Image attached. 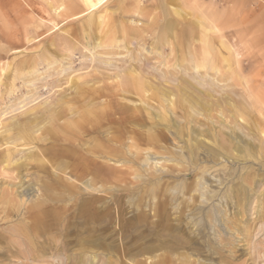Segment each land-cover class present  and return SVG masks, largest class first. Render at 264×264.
<instances>
[{"label":"rangeland","instance_id":"rangeland-1","mask_svg":"<svg viewBox=\"0 0 264 264\" xmlns=\"http://www.w3.org/2000/svg\"><path fill=\"white\" fill-rule=\"evenodd\" d=\"M82 1L0 0L14 29L1 40L19 48L0 59V264H157L164 256L165 264H264V33L258 31L264 24L256 25V33L249 32L255 25L242 15L239 23L217 24L221 17L214 5L219 0H205L202 7H186L184 0H107L96 12ZM131 69L139 77L137 93L127 90ZM165 90L171 93L163 95ZM89 104L93 115L103 112L102 130L108 136L85 132L81 143L90 141L89 146L92 140L97 151L115 147L99 159L111 167L112 175L107 181L95 179L94 191L46 190L57 181L56 172L62 174L55 164L71 155L65 150L74 144H59L43 129L69 136L61 125H70L77 116L70 107ZM56 109L63 116L55 115L51 123ZM134 112L144 123L130 121ZM38 116L45 121L39 130L36 125L32 136L37 138L31 144L4 143L14 125ZM153 122L160 123L170 140L157 146L147 143ZM86 180L75 181L88 189ZM182 182L197 186L187 190ZM200 183L211 199L199 194ZM83 194L94 199L92 213H99L98 207L108 209L81 218ZM175 194L178 199H172ZM159 200L166 204L161 215L156 210ZM198 205L217 219L205 216L203 226ZM37 216L39 228L33 224ZM158 236L169 244L177 237L182 245L169 254L167 247L143 251L156 245ZM255 254L257 263L251 259Z\"/></svg>","mask_w":264,"mask_h":264},{"label":"bare ground","instance_id":"bare-ground-1","mask_svg":"<svg viewBox=\"0 0 264 264\" xmlns=\"http://www.w3.org/2000/svg\"><path fill=\"white\" fill-rule=\"evenodd\" d=\"M105 1H107V0H83L82 2H84L87 6H88V8L90 9L89 11H94L95 10V12H96V9L98 8L99 9V7L100 6H102V4H104V2ZM81 2V3H82ZM106 3H108V1L106 2ZM106 5V4H105ZM108 5V4H107ZM61 6V5H60ZM104 6V5H103ZM101 8V7H100ZM102 9V8H101ZM105 10V9H104ZM183 10V9H182ZM89 11H87V12H89ZM98 12V11H97ZM76 13V12H75ZM78 13V12H77ZM183 13V12H182ZM70 15V14H69ZM74 15V14H73ZM77 16V15H76ZM76 16H74V17H76ZM81 17V16H80ZM105 21V20H104ZM106 22H108V21H106ZM105 22V23H106ZM102 23V22H101ZM96 25V24H95ZM97 25H99V23L97 24ZM120 25V24H119ZM125 25V24H124ZM170 27V26H169ZM134 29H136L135 27H134ZM139 29V28H138ZM97 30V29H96ZM216 30V29H215ZM137 31V30H136ZM176 31V30H175ZM174 31V32H175ZM117 32V31H116ZM124 32V31H123ZM122 32V33H123ZM135 32V31H134ZM177 32V31H176ZM87 33V32H86ZM115 33V32H114ZM113 33V34H114ZM107 34V33H106ZM124 34V33H123ZM136 34V33H135ZM137 34H138V32H137ZM140 34V33H139ZM177 34V33H176ZM91 35V34H90ZM132 35V34H131ZM132 36H134V35H132ZM131 36V37H132ZM113 37V36H112ZM103 38V37H102ZM133 38V37H132ZM135 39V38H134ZM158 39V38H157ZM102 40V39H101ZM106 40V39H105ZM114 40V39H113ZM106 41H108V40H106ZM115 42V41H114ZM112 43V42H111ZM172 44V43H171ZM112 45H113V43H112ZM95 46H96V44H95ZM169 46H170V44H169ZM156 49V48H155ZM152 51V50H151ZM157 51V50H156ZM161 52V51H160ZM172 53H174V52H172ZM171 54V53H170ZM140 56V55H139ZM160 56V55H159ZM143 57V56H142ZM134 58V57H133ZM135 59H137L136 58V56H135ZM133 61H134V59H132ZM137 61H139V59H137ZM123 62V61H122ZM130 62V61H129ZM135 62V61H134ZM144 62V61H143ZM127 63V62H126ZM125 63V64H126ZM139 63V62H138ZM137 63V64H138ZM110 64V63H109ZM128 64V63H127ZM130 64H131V62H130ZM129 64V65H130ZM134 64V63H133ZM116 65V64H115ZM129 65H127V66H129ZM145 65V64H144ZM118 66V65H117ZM138 66H139V64H138ZM153 66V65H152ZM106 67H108V66H106ZM123 67H124V65H123ZM131 67V66H130ZM148 67V66H147ZM109 68H110V66H109ZM108 68V69H109ZM111 68H113V66L111 67ZM115 68H116V66H115ZM133 68V67H132ZM150 68V67H149ZM154 68V67H153ZM116 69H118V67L116 68ZM125 69V68H124ZM128 69H130L129 67H128ZM139 69H141V68H139ZM142 69H143V67H142ZM185 69V68H184ZM188 69H190L189 67H188ZM3 70V69H2ZM95 70V69H94ZM137 71H138V68L136 69ZM157 70V69H156ZM164 70H166V69H164ZM4 71V70H3ZM118 71V70H117ZM124 72V71H123ZM156 72V71H155ZM167 72V71H166ZM169 72H170V70H169ZM116 73V72H115ZM151 73V72H150ZM163 73V72H162ZM173 73V72H172ZM196 73H198V72H196ZM130 79L132 80V85L130 84H126V86H127V90H130V89H132V92H139L138 90L140 89L139 88V84L138 83H140V81H139V77L137 76V73L135 72V70L134 69H131V71H130ZM149 74V73H148ZM156 74V73H155ZM174 74V73H173ZM172 74V75H173ZM194 74V73H193ZM199 74V73H198ZM121 75V74H120ZM125 75V74H124ZM143 74H141V78L143 77L142 76ZM162 74H160V76H161ZM113 76V75H112ZM117 76V75H116ZM166 76V75H165ZM107 77H108V74H107ZM118 77V76H117ZM155 77V76H154ZM159 77V76H158ZM168 77H169V75H168ZM145 78H148V77H145ZM143 79V78H142ZM165 79V78H164ZM168 79V78H167ZM170 79V78H169ZM117 80H119V79H117ZM156 80V79H155ZM158 80V79H157ZM91 81V80H90ZM75 82V81H74ZM161 82H163V81H161ZM76 83V82H75ZM125 83V82H124ZM159 83V82H158ZM157 83V84H158ZM90 84V83H89ZM109 84V83H108ZM142 84V83H141ZM140 84V85H141ZM161 84V83H160ZM146 85V84H145ZM81 86V85H80ZM99 86V85H98ZM102 86V85H101ZM110 86V85H109ZM130 86V87H129ZM74 87V86H73ZM89 87L91 88L92 86H90L89 85ZM123 87V86H122ZM151 87V85H149V88ZM161 87V86H160ZM77 88V87H76ZM109 88V87H108ZM112 88V87H111ZM110 88V89H111ZM159 88V87H158ZM163 88V87H162ZM174 88V87H173ZM78 89V88H77ZM82 89V88H81ZM145 89V88H144ZM144 89H142L143 91H146V90H144ZM135 90V91H134ZM107 91V90H106ZM166 91L167 92H169V93H171V91H169V90H165V93H163V95L164 94H166ZM77 92H79V91H77ZM88 92V91H87ZM117 92V91H116ZM122 92V91H121ZM120 92V93H121ZM72 93V92H71ZM113 93V92H112ZM142 93V92H141ZM69 94V93H68ZM111 94V93H110ZM122 94V93H121ZM128 93H126V95H127ZM132 94V93H131ZM80 95V94H79ZM130 95V94H129ZM141 95V94H140ZM142 95H144V94H142ZM135 96H137V95H135ZM187 96V95H186ZM73 97V96H72ZM90 97V96H89ZM104 97V96H103ZM124 97H125V95H124ZM169 97V96H168ZM65 98V97H64ZM67 98V97H66ZM65 98V99H66ZM127 98V97H126ZM144 97H142V99H143ZM149 98V97H148ZM88 99V98H87ZM128 99V98H127ZM126 99V100H127ZM141 98H140V100H142ZM89 100H90V98H89ZM98 100V99H97ZM147 100V99H146ZM53 101H55V100H53ZM66 101V100H65ZM71 101V100H70ZM122 101V100H121ZM98 102V101H97ZM137 102V101H136ZM166 102V101H165ZM79 103V102H78ZM83 104H84V102H82ZM90 103V102H89ZM93 103V102H92ZM95 103V102H94ZM106 103V102H105ZM145 103V102H144ZM171 103V102H170ZM201 103V102H200ZM73 104V103H72ZM124 104V103H123ZM70 105V104H69ZM103 105V104H102ZM129 105V104H128ZM202 105V104H201ZM96 106H97V104H96ZM95 106V107H96ZM123 106V105H122ZM130 106V105H129ZM159 106V105H158ZM91 107H93V106H90V104L89 105H83V106H81L80 108H78V109H74L73 107H70V109H71V112L72 113H75L77 116L76 117H74L73 119H71V122H70V125H72L73 127H75L74 129L72 128V127H70V125L68 124V123H65V124H63V125H61V126H63L65 129H66V131L68 132V133H70V135L69 136H67V135H64V136H57V134H54V132H53V130H51L52 128L51 127H45L43 130V132H47V131H49V132H51L53 135H55L56 136V139L58 140V141H60L59 142V144L60 143H65V144H74L72 147H70L69 149L68 148H66V150H65V152H69L71 155H66V157H65V155H63L64 156V158H61L55 165V169L57 170V171H61L62 172V174L61 173H59V172H56L57 173V175H56V177L58 178L57 179V181H55V183H53V184H51V185H49V187H47V189L46 190H48V189H54L53 187H61V189H62V191L63 192H60L61 194H63V193H65V194H69V193H71V194H74V191H75V193H77V190H75V187H76V189L78 188V190H88V191H94V190H96L97 189V187H96V180L95 179H99V180H101V181H107L110 177H111V175H112V172H111V167H109V165L105 162V161H103V160H99V159H101V157L102 156H104L105 155V153L106 154H112V151L115 149V147L114 148H111V150H107V149H102V150H100L99 149V151H97L98 150V148H97V146H98V144L95 142V143H92V140H91V143H90V145L89 146H85L88 142H90V141H85V142H83V143H81V137L83 136V134L85 133V132H97L98 134H97V137H99L98 135H103L102 137H104V138H106V136H108V133H107V130H102V128H103V121L101 120L102 119V116L100 115L101 113H103L102 111H101V113H99V111L98 112H95V115H93L94 114V111L92 110V108ZM124 107V106H123ZM122 107V108H123ZM191 107V106H190ZM112 108V107H111ZM161 108V107H160ZM163 108V107H162ZM55 110V109H54ZM119 110H120V112L121 113H123L124 111H125V109H120L119 108ZM149 110V109H148ZM203 110V109H202ZM209 110V109H208ZM114 111V110H113ZM150 111V110H149ZM196 111V110H195ZM144 112H145V110H144ZM138 113V112H137ZM137 113H133V116L132 117H130V121L131 122H133V121H138V122H140V123H144L142 120V118L140 117V116H138V114ZM140 113H142V112H140ZM149 113V112H148ZM53 114H54V116H53ZM53 114L52 115H50V117H49V120H50V122L51 123H53V121L54 120H56V118H54L55 117V115H57V117H60V116H63L62 114H63V112H61V111H59V110H57L56 109V111L54 112L53 111ZM118 114V113H117ZM144 115V114H143ZM164 115V114H163ZM162 115V116H163ZM32 116V115H31ZM104 116V115H103ZM114 116V115H113ZM97 119H96V118ZM101 117V118H100ZM186 117V116H185ZM25 119V118H24ZM32 119V118H31ZM45 119V117L44 116H38L36 119H34L33 121H30V122H26V124H22V125H12L14 128H15V130H13L14 132H13V134L12 135H9V137H7V142H4V143H11L10 145L12 146V143L14 144V143H16V141H23L26 145H27V142L28 143H30L31 144V142H32V140L33 139H36L37 137H35V136H32V133L34 132V130H35V127H36V125H37V127H38V125H40L41 123H44V120ZM93 119H96L95 121H93ZM117 119V118H116ZM149 120H151V119H149ZM184 120V119H183ZM193 120V119H192ZM25 121V120H24ZM23 121V122H24ZM29 121V120H28ZM64 121V120H63ZM189 121H191V119L189 120ZM194 121V120H193ZM90 122H93V124L92 123H90ZM152 122V121H151ZM184 122H185V120H184ZM22 122H20V124H21ZM192 123V122H191ZM15 124V123H14ZM91 124V125H90ZM109 124V123H108ZM9 125V124H8ZM10 125V126H11ZM160 125V123H157V122H153L152 124H151V127H150V129H154L155 128V130H156V128H158L159 130H157V131H155V130H148V132H147V143L149 142V144L150 143H152V144H154L155 146H157V145H160L159 143H161L162 142V140H167V139H169L168 137H167V135L165 134V131H164V129L163 128H159L158 126ZM191 125V124H190ZM200 125V124H199ZM11 126V127H12ZM139 126V125H138ZM171 126V125H170ZM172 126H174V125H172ZM186 126V125H185ZM9 127V126H8ZM41 128V126L40 127H38L37 129L39 130ZM82 129L81 131L80 130H78V129ZM170 128V127H169ZM208 128V127H207ZM110 129V128H109ZM172 130H173V128H171ZM205 129V128H204ZM143 130V129H142ZM145 130V129H144ZM161 130V131H160ZM10 132V131H12V128H7V132ZM56 131V130H55ZM131 131H133V133L134 132H137L138 133V131H136V129H131ZM181 131V130H180ZM210 131V130H209ZM8 132V133H9ZM56 132H58V131H56ZM177 132V131H176ZM233 133V132H232ZM144 134V133H143ZM143 134L141 135V136H143ZM51 135V134H50ZM119 137L121 138V136L123 135V133L122 134H120V132H119ZM233 135H234V133H233ZM238 135V134H237ZM7 136V135H6ZM177 136H179V135H177ZM192 136V135H191ZM232 136V135H231ZM95 138H96V136H94ZM111 137V136H110ZM235 138H236V136H235ZM238 138V137H237ZM110 140H114V141H117V139H115L113 136L111 137V138H109ZM241 139V138H240ZM170 140V139H169ZM233 140V139H232ZM31 141V142H30ZM52 141H54V140H52ZM57 141V142H58ZM62 141V142H61ZM236 141V140H235ZM239 141V140H238ZM110 142V141H109ZM136 142V141H135ZM139 142H140V140H139ZM55 143V142H54ZM134 143V142H133ZM3 144V143H2ZM21 144H22V142H21ZM197 144H198V141H197ZM6 145V144H5ZM5 145H4V147H5ZM16 145V144H15ZM81 145H82V147H84L82 150H80V147H81ZM134 145H135V143H134ZM2 146V145H1ZM203 146H205L204 144H203ZM210 146V145H209ZM231 146V145H230ZM235 146V145H234ZM9 147V146H8ZM7 147V148H8ZM15 147V146H14ZM52 147V146H51ZM122 147V146H121ZM161 148V147H160ZM12 149V148H11ZM14 149V148H13ZM45 149V148H44ZM54 149V148H53ZM194 149L195 148H191V149H189L190 150V152L191 153H195V151H194ZM15 150V149H14ZM243 150V149H242ZM45 151V150H44ZM60 151V150H59ZM58 151V152H59ZM163 151V150H162ZM194 151V152H193ZM198 151V150H197ZM9 152V151H8ZM15 152H16V150H15ZM35 152V151H34ZM57 152V153H58ZM64 152V151H63ZM158 152V151H157ZM171 152V151H170ZM208 152L211 154V155H213L214 154V156L217 154V153H215L214 151H209L208 150ZM233 152V151H232ZM231 152V153H232ZM32 153V152H31ZM160 153V152H159ZM184 153V152H183ZM183 153H180L179 154V157L180 158H183V157H185L184 156V154ZM218 153H220V152H218ZM7 154V153H6ZM14 152L11 150V154L8 156V161H7V159H6V157H5V159H6V161H7V163L10 161H12L11 159H12V157H13V159H14ZM167 154V153H166ZM16 155V154H15ZM28 155H30V154H28ZM116 155V154H115ZM168 155V154H167ZM207 155V154H206ZM4 156V155H3ZM27 156V155H26ZM39 156V155H38ZM43 156V155H42ZM224 156V155H223ZM28 157L29 156H27L26 158L28 159ZM36 157V156H35ZM53 157V156H52ZM216 157V156H215ZM225 157V156H224ZM223 157V158H224ZM26 158H24V159H26ZM173 158H178L177 157V155H173ZM4 159V160H5ZM45 159V158H44ZM43 159V160H44ZM110 159V158H109ZM207 159H208V156H207ZM219 160H220V157L218 158ZM222 159V158H221ZM116 160V159H115ZM142 160V159H141ZM178 160V159H177ZM190 160V159H189ZM192 160V159H191ZM200 160V159H199ZM199 160H198V162H199ZM202 160H203V158H202ZM204 160H205V158H204ZM213 160H215V159H213ZM2 161V160H1ZM23 161V160H22ZM33 161V160H32ZM193 161V160H192ZM206 161H208V160H206ZM210 161V160H209ZM212 161V160H211ZM3 162V161H2ZM5 162V161H4ZM9 162V163H10ZM14 162H16V161H14ZM19 162V161H18ZM24 162V161H23ZM29 162V161H28ZM40 162H42V161H40ZM109 162V161H108ZM186 162V161H185ZM204 162V161H203ZM214 162V161H213ZM13 163V162H12ZM194 163H196V161H195V159H194ZM200 163V162H199ZM202 163V162H201ZM11 164V163H10ZM47 164V163H46ZM51 164V163H50ZM53 164V163H52ZM114 164V163H113ZM23 165H24V163H23ZM42 165H43V163H42ZM195 165V164H194ZM41 166V165H40ZM180 166V165H179ZM182 166V165H181ZM204 166V165H203ZM206 166V165H205ZM21 167H22V163H21ZM178 167V166H177ZM199 167H202V165L200 166L199 165ZM207 167H208V165H207ZM211 167V166H210ZM193 169V168H192ZM201 169V168H200ZM233 169H235V168H233ZM54 170V169H53ZM197 170V169H196ZM206 170H208V169H206ZM114 171L116 172L117 171V169L115 168L114 169ZM120 171V170H119ZM203 171V170H202ZM52 172H54V175H55V171H50V175L52 174L53 175V173ZM48 174V173H47ZM116 174V173H115ZM203 174V173H202ZM197 175V174H196ZM85 177H88V180H86V185H88L90 188H88V189H85V188H83V187H81L80 185H78V184H76V181L75 180H80V179H82V178H85ZM91 177H94V178H91ZM197 178L199 177V176H196ZM230 177H231V175H230ZM206 178V177H205ZM208 179V178H207ZM53 180V179H52ZM195 180H197L196 178H195ZM200 180V179H199ZM83 181V180H82ZM184 181V180H183ZM187 181V180H186ZM201 181V180H200ZM231 181V180H230ZM45 182V181H44ZM190 182V181H189ZM188 182V183H189ZM180 183V182H179ZM183 183V182H182ZM199 183V182H198ZM104 184H106L105 182L102 184V186L104 185ZM184 184V183H183ZM205 184H206V182H205ZM178 185H180V184H178ZM184 185H187V184H184ZM193 185H194V183H193ZM193 185H192V183L191 184H188L187 186V190H191V189H193ZM196 186H197V184H195ZM194 185V186H195ZM233 185V184H232ZM199 186L201 187V191H200V193L199 194H201L202 193V195L203 196H206V198L208 199V198H210L211 199V196H213V195H209L211 192H209V194H208V190L206 189V190H204L203 188L205 187V185H203V184H199ZM55 187V188H56ZM207 187H208V185H207ZM210 187V186H209ZM58 188H56V189H58ZM92 188V189H91ZM174 188V187H173ZM176 188V187H175ZM181 188V187H180ZM180 188H179V191H180ZM182 188H184V187H182ZM197 188V187H196ZM206 188V187H205ZM235 188V187H234ZM238 188V187H237ZM55 189V190H56ZM231 189V188H230ZM236 189V188H235ZM249 189V188H248ZM172 190V189H171ZM187 190L185 191V189H184V191L186 192V193H188L187 192ZM197 190V189H196ZM210 190V189H209ZM162 191V190H161ZM178 190H176L175 192H177ZM182 191H183V189H182ZM181 191V192H182ZM190 192V191H189ZM196 192V191H195ZM199 192V191H198ZM233 192H234V190H233ZM6 193V192H5ZM9 193V192H8ZM159 194H160V192H158ZM193 194H194V192H192ZM235 193H237V191L235 192ZM248 193V192H247ZM246 193V194H247ZM46 194V193H45ZM79 194V193H78ZM158 194V195H159ZM171 194H172V192H171ZM177 194V193H176ZM176 194L174 195V196H172V199H178L177 198V196H176ZM190 194V193H189ZM193 194H191V195H193ZM213 194V193H212ZM161 195H165L164 194V191H162V193H161ZM173 195V194H172ZM185 195V194H184ZM215 195V194H214ZM235 195V194H234ZM11 196H12V194H11ZM53 196V195H52ZM51 196V197H52ZM63 196V195H62ZM61 195H60V198L62 197ZM100 196V195H99ZM179 196H181V195H179ZM198 196V195H197ZM197 196H196V198H197ZM246 196V195H245ZM5 197V196H4ZM95 197V196H94ZM97 197V196H96ZM159 197V196H158ZM239 197H240V194H239ZM7 198V197H6ZM186 198V197H185ZM192 198H194V195L192 196ZM213 198V197H212ZM235 198V197H234ZM238 198V197H237ZM241 198V197H240ZM246 198V197H245ZM248 198V197H247ZM251 198V197H250ZM4 200V199H3ZM79 200H81V207L79 208V214L82 216L81 218H84V219H89V218H92V217H94V215H96V214H104L103 212H105L106 211V209H108V208H106L105 210H102L101 208H99L98 207V211L97 212H99V213H92L91 212V210H92V208H95L93 205H94V199H92L90 196L88 197V196H86L85 194H83V196H81L80 198H79ZM199 200V199H198ZM176 201V200H175ZM178 201V200H177ZM181 201V200H180ZM228 201V200H227ZM241 201V200H240ZM195 202V201H194ZM183 203V202H182ZM181 203V204H182ZM196 203V202H195ZM210 203V202H209ZM212 203V202H211ZM229 203V202H228ZM233 203V202H232ZM241 203V202H240ZM247 204H248V202H246ZM176 204V203H175ZM193 204V202L191 203V201L189 202L188 201V203H187V206H191ZM214 204V203H213ZM164 205H166L165 203H164V201L162 200V201H160L159 200V202H157V215L159 214V215H161L162 213H163V209H164ZM178 205H180V204H178ZM219 205V204H218ZM227 205H229V204H227ZM176 206V205H175ZM174 206V207H175ZM193 206V205H192ZM195 206V205H194ZM199 206V207H198ZM197 206V209H198V211H199V213L203 216V220H204V222L202 223L203 224V226H205V216H207V217H211V219L213 220L214 218H216L217 219V217H216V215L213 213V212H211V210H209L207 213H206V211H205V208L202 206V205H198ZM184 207V206H183ZM220 207V206H219ZM244 207V206H243ZM242 207V208H243ZM167 208V207H166ZM178 208V207H177ZM180 208V207H179ZM178 208V209H179ZM186 207H184V209H185ZM213 208H215V207H213ZM177 209V210H178ZM191 211V210H190ZM192 212V211H191ZM260 212H262V211H260ZM142 213H144V212H142ZM42 214H44V211H43V213ZM93 214V215H92ZM257 214V213H256ZM262 215V214H261ZM264 215V214H263ZM41 216V215H40ZM163 216V215H162ZM180 216V215H179ZM215 216V217H214ZM181 217V216H180ZM222 217V216H221ZM224 217V216H223ZM261 217V216H260ZM260 217H258V218H260ZM264 217V216H263ZM38 218H39V216H37L36 218H35V222L33 223L34 224V226L36 227V228H39L41 225H42V222H41V218L38 220ZM163 218V217H162ZM195 218V217H194ZM224 219V218H223ZM202 220V221H203ZM221 220V219H220ZM260 220V219H259ZM158 221H159V223L158 224H160V222H161V220L160 219H158ZM193 221V220H192ZM86 222V221H85ZM193 223V222H192ZM232 224V223H231ZM44 226V225H43ZM47 226V225H46ZM219 226V225H218ZM264 227V226H263ZM245 228V227H244ZM263 229V228H262ZM241 230V229H240ZM239 230V231H240ZM243 230V229H242ZM250 230V229H249ZM238 232V231H237ZM245 232V231H244ZM250 232V231H249ZM158 233H160V232H158ZM205 233V232H204ZM209 233V232H208ZM220 234V233H219ZM218 234V235H219ZM242 234V233H241ZM222 236V235H221ZM247 236V235H246ZM250 236V235H249ZM219 237V236H218ZM170 238V237H169ZM192 240V239H191ZM226 240V239H225ZM224 240V241H225ZM174 241V242H173ZM194 241V240H193ZM218 241V240H217ZM220 241H222V240H220ZM224 241L222 242L223 244H224ZM172 242H173V244H169L170 242L169 241H167V239H164L163 237H160V236H158V243L156 244V245H150V246H146V248H143V251H145V252H148V250L149 251H154V250H157V249H161V248H164V247H167V249H169V251H167L168 252V254L169 253H171L172 251H174L179 245L181 246L182 245V241H181V239H178L177 237H174V240H172ZM222 243H220L221 245H222ZM226 243V242H225ZM219 244V243H218ZM187 245V244H186ZM228 245V244H227ZM230 246V245H229ZM224 247V246H223ZM226 247H228V246H226ZM257 247V246H256ZM260 247V246H259ZM218 248V247H217ZM219 248H221V247H219ZM192 249V248H191ZM254 249V248H253ZM261 249V248H260ZM43 250V249H42ZM215 250V249H214ZM231 250H233L232 248H231ZM258 250V249H257ZM262 250V249H261ZM220 251V250H219ZM161 252V251H160ZM259 251H257V253H258ZM41 253H42V251H41ZM211 253V252H210ZM217 253V252H216ZM36 254V253H35ZM173 254H174V252H173ZM209 254V253H208ZM207 254V255H208ZM156 255H158V254H156ZM164 255V254H163ZM228 255V254H227ZM184 256V255H183ZM187 256V255H186ZM156 257V256H155ZM185 257V256H184ZM192 257V256H191ZM233 257V256H232ZM159 258V257H158ZM166 258H167V256L165 257L164 256V258L162 259V260H160L157 264H165V262H164V260H166ZM174 258V257H173ZM208 258V257H207ZM216 258V257H215ZM257 258H258V256L255 254V255H252V257H251V259H252V261H253V263H257L258 261H257ZM181 259V258H180ZM193 259V258H192ZM199 259V258H198ZM190 260V259H189ZM184 261H185V259H184ZM191 261H193V260H191ZM202 261H200L199 263H201ZM175 263V262H174ZM187 263V262H186ZM197 263V262H196ZM177 264H178V262H177ZM183 264V263H182ZM257 264H259V263H257Z\"/></svg>","mask_w":264,"mask_h":264},{"label":"crops","instance_id":"crops-1","mask_svg":"<svg viewBox=\"0 0 264 264\" xmlns=\"http://www.w3.org/2000/svg\"><path fill=\"white\" fill-rule=\"evenodd\" d=\"M175 1V0H173ZM183 1V0H182ZM186 7H192V6H200L202 7L203 4H206L205 0H195L196 3H192L194 0H184ZM189 1V3H188ZM1 5V4H0ZM217 13V17H221L216 22L217 24H223V23H239L240 16L242 15V18L246 16V20L248 24H253L255 27H253V30L251 27H249V32L254 31L256 33V25L263 23L264 24V0H219V2L214 5ZM205 17L208 16L207 12L203 13ZM227 18H232L228 20ZM263 18V19H261ZM10 20H12L11 17L7 16L4 11H1L0 6V59L3 54H10L13 51H16L19 49L15 46L8 45V39L3 40V37H7L10 34H14V29H12V25L8 26L10 23ZM5 25V27L3 26ZM259 32L264 33V28L258 29ZM254 33V34H255ZM262 34V33H261ZM254 38L256 39V34L254 35ZM264 39V35H260V39ZM2 39V40H1ZM2 42V43H1ZM262 45H259L256 47L255 51L256 54L259 53V48ZM261 54L264 55V47L261 51Z\"/></svg>","mask_w":264,"mask_h":264}]
</instances>
